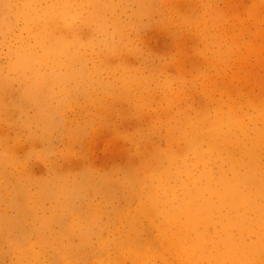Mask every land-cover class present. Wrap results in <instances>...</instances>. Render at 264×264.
<instances>
[{
    "label": "rangeland",
    "instance_id": "rangeland-1",
    "mask_svg": "<svg viewBox=\"0 0 264 264\" xmlns=\"http://www.w3.org/2000/svg\"><path fill=\"white\" fill-rule=\"evenodd\" d=\"M0 2V264H264V0Z\"/></svg>",
    "mask_w": 264,
    "mask_h": 264
},
{
    "label": "bare ground",
    "instance_id": "bare-ground-1",
    "mask_svg": "<svg viewBox=\"0 0 264 264\" xmlns=\"http://www.w3.org/2000/svg\"><path fill=\"white\" fill-rule=\"evenodd\" d=\"M75 1V0H74ZM95 3V2H94ZM37 5V4H36ZM0 7H1V2H0ZM93 9V8H92ZM76 11V10H75ZM16 23V22H15ZM58 31V30H57ZM263 33V32H262ZM50 47L51 48H53V50H59V49H61V52L62 53H65V48H66V46L63 44H61V45H59V44H55L54 42L50 45ZM49 47V48H50ZM50 48V49H51ZM70 48V47H69ZM27 50V49H26ZM29 53H32V52H29ZM33 56H32V54H28V53H26V54H24L20 59H19V62H18V65L20 64H24V65H30V62L32 61V58ZM35 58V57H34ZM36 60V59H35ZM33 62H34V60H33ZM36 65V64H35ZM34 65V66H35ZM264 67V66H263ZM17 69V68H16ZM256 70V69H255ZM250 72V71H249ZM264 72V71H263ZM244 74H246V71L244 72ZM249 74H251V73H249ZM258 74V73H257ZM262 75H264V74H262ZM246 76V75H245ZM245 79V78H244ZM264 79V78H263ZM260 81V80H259ZM254 82H255V79H254ZM247 83V82H246ZM35 86H36V88L38 89V85L37 84H35ZM41 88V87H40ZM39 88V89H40ZM43 90V89H42ZM26 91H24L23 92V94H25L27 97H29V95H30V93H25ZM39 92V91H38ZM188 97V96H187ZM182 99V98H181ZM23 100V99H22ZM41 105V104H40ZM153 114V113H152ZM185 124H187V123H185ZM210 126V125H209ZM5 152V151H4ZM50 153V152H49ZM3 154H5V153H3ZM2 155V154H1ZM205 157V156H204ZM216 163V162H215ZM131 174V173H130ZM123 180V179H122ZM126 182V181H125ZM123 184V183H122ZM232 184V183H231ZM235 185V184H234ZM16 186V185H15ZM205 186V185H204ZM231 188V187H230ZM234 189H235V187H234ZM244 191V190H243ZM196 199V198H195ZM247 199V198H246ZM249 201V200H248ZM200 205H201V203H200ZM168 206V205H167ZM172 206V205H171ZM203 206V205H202ZM191 211H192V209H191ZM193 212V211H192ZM195 212V211H194ZM193 212V213H194ZM186 213V212H185ZM192 213V214H193ZM192 214H191V219H193L192 218ZM196 216V215H195ZM204 217V216H203ZM66 218V217H65ZM196 218H197V216H196ZM200 220V219H199ZM198 220V221H199ZM155 221V220H154ZM192 222V221H191ZM191 227V226H190ZM202 228V227H201ZM3 236V235H2ZM228 236V235H227ZM142 238V237H141ZM154 244V243H153ZM141 246V245H140ZM9 248V247H8ZM212 248V247H211ZM238 251V250H237ZM173 254V253H172ZM99 260V259H98ZM134 261V260H133ZM139 261V260H138Z\"/></svg>",
    "mask_w": 264,
    "mask_h": 264
}]
</instances>
